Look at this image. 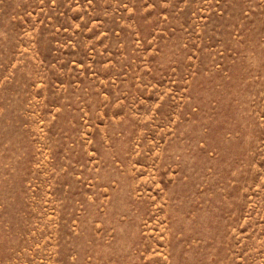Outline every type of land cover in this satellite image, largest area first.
<instances>
[{"label": "rangeland", "instance_id": "1", "mask_svg": "<svg viewBox=\"0 0 264 264\" xmlns=\"http://www.w3.org/2000/svg\"><path fill=\"white\" fill-rule=\"evenodd\" d=\"M0 264H264V0H0Z\"/></svg>", "mask_w": 264, "mask_h": 264}]
</instances>
